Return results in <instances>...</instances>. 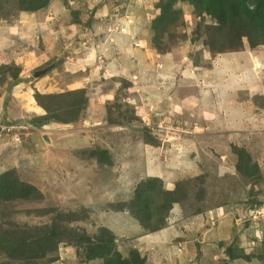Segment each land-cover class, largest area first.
Wrapping results in <instances>:
<instances>
[{
  "label": "rangeland",
  "instance_id": "rangeland-1",
  "mask_svg": "<svg viewBox=\"0 0 264 264\" xmlns=\"http://www.w3.org/2000/svg\"><path fill=\"white\" fill-rule=\"evenodd\" d=\"M257 1L0 0V264H264ZM245 53L258 95L215 75ZM140 145L195 164L107 198Z\"/></svg>",
  "mask_w": 264,
  "mask_h": 264
},
{
  "label": "bare ground",
  "instance_id": "bare-ground-1",
  "mask_svg": "<svg viewBox=\"0 0 264 264\" xmlns=\"http://www.w3.org/2000/svg\"><path fill=\"white\" fill-rule=\"evenodd\" d=\"M231 57L232 58H229V60H227V64L225 67H219L215 70V75L219 78H223L230 73V69L235 72H242L245 78H242V76H240V78L231 76V83L236 84L237 81H240V83L238 84L239 86L243 85L244 89L252 92V94L254 95H258L262 90V77L258 76L262 68L259 57L257 58L255 56V58H251L248 53ZM230 61L235 64V67L229 66ZM189 80L193 81V79ZM229 85L232 86L231 84ZM14 91L18 96L20 93V85L15 87ZM208 97H210L211 99V95H208ZM179 146L175 145L174 147ZM175 151L176 152L173 154L171 159V162H173L174 164H161L157 163L153 158V148L149 146H146L145 148L143 147V145H140L137 148L136 153L134 154L135 159L125 160V164L128 167V170H126V172H123L122 175L119 174L116 178L115 184L112 187L107 188L106 192L104 193L107 194L108 198L123 199L125 202L130 203L134 200V197L132 195L133 189H135L137 184L145 177H159L163 179L169 187L172 186L174 175L177 172L182 171L179 167H177V164H183L185 165V168L188 167V169L195 164V160L193 159L194 151L190 150V148H176ZM107 173L110 175V177H112L116 173V170H107ZM104 176L106 177V175ZM107 217H110L111 220L107 221L106 218H104L105 225L113 230L117 235H121L126 232H132L136 234L141 230L138 221L130 217V215L126 212H123L120 215L111 214ZM168 235L169 231L167 228V231H162L155 236L150 235L149 238H144L142 240L151 244L159 241L160 237L164 238Z\"/></svg>",
  "mask_w": 264,
  "mask_h": 264
},
{
  "label": "crops",
  "instance_id": "crops-1",
  "mask_svg": "<svg viewBox=\"0 0 264 264\" xmlns=\"http://www.w3.org/2000/svg\"><path fill=\"white\" fill-rule=\"evenodd\" d=\"M232 58V57H231ZM230 67H235L234 65H232V66H230ZM225 69H227V68H225ZM231 71H233L232 69H230V73L228 74V75H232L233 73H231ZM227 75V76H228ZM167 164H171V163H167ZM141 183V181L137 184V186L139 185ZM137 186H136V188L135 189H133V191H132V195H133V197H134V199H135V191H136V189H137ZM108 198V197H107ZM111 199H114V198H111ZM123 200V199H122ZM124 201V200H123Z\"/></svg>",
  "mask_w": 264,
  "mask_h": 264
},
{
  "label": "trees",
  "instance_id": "trees-1",
  "mask_svg": "<svg viewBox=\"0 0 264 264\" xmlns=\"http://www.w3.org/2000/svg\"><path fill=\"white\" fill-rule=\"evenodd\" d=\"M252 5L257 8L259 6V2L257 0H252Z\"/></svg>",
  "mask_w": 264,
  "mask_h": 264
}]
</instances>
